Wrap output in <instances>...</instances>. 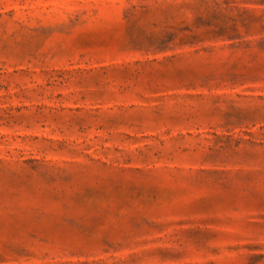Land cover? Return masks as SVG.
I'll use <instances>...</instances> for the list:
<instances>
[{
	"label": "rangeland",
	"instance_id": "rangeland-1",
	"mask_svg": "<svg viewBox=\"0 0 264 264\" xmlns=\"http://www.w3.org/2000/svg\"><path fill=\"white\" fill-rule=\"evenodd\" d=\"M0 264H264V0H0Z\"/></svg>",
	"mask_w": 264,
	"mask_h": 264
}]
</instances>
